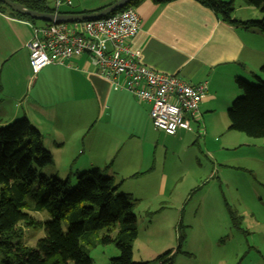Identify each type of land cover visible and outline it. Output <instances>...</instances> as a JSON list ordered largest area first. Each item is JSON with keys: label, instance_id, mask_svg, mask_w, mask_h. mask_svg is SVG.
I'll use <instances>...</instances> for the list:
<instances>
[{"label": "crops", "instance_id": "1", "mask_svg": "<svg viewBox=\"0 0 264 264\" xmlns=\"http://www.w3.org/2000/svg\"><path fill=\"white\" fill-rule=\"evenodd\" d=\"M115 1L65 0L59 10L88 13ZM246 6L242 13L234 10L233 17H260L257 8ZM133 7L140 28L130 38L129 47L140 51L142 63L191 84L206 82L199 103L200 121L217 113L224 117L239 95L237 77L250 81L258 74L264 78L259 72L264 63V32L224 21L201 0H141ZM31 31L30 21L0 10V124L26 117L41 132L54 162L55 153L65 152L66 176L109 165L107 176L115 179L118 190L136 174L148 178L147 190L154 182L157 190L152 198L157 200L165 192L167 177L162 170L155 172L154 156L148 168L139 170L143 148H128L125 165L110 172L120 146L140 141L151 129V103L124 88L122 77L112 82L98 75L86 54L65 64L50 63L33 75L26 46ZM184 132L190 131L179 129L171 136Z\"/></svg>", "mask_w": 264, "mask_h": 264}, {"label": "rangeland", "instance_id": "2", "mask_svg": "<svg viewBox=\"0 0 264 264\" xmlns=\"http://www.w3.org/2000/svg\"><path fill=\"white\" fill-rule=\"evenodd\" d=\"M233 5L239 13L247 9L242 0H233ZM247 82L259 83L255 78ZM240 95L239 91L237 97ZM223 115L199 120L200 124L192 122V130L178 137L152 126L140 141L127 142L115 153L110 172L121 170L126 163L124 154L137 146L143 148L139 170L148 168L155 158V172L162 170L167 177L165 192L157 200L152 198L157 190L154 182L147 190L144 186L148 178L136 174L118 190L131 192L137 199L133 209L137 219L133 261L159 264L154 261L156 257L166 250L175 252L180 242L171 264H264V138L229 129L227 111ZM55 156V164L43 168L42 173L65 178L69 172L65 152ZM101 169L104 176L109 174ZM69 176L74 185L75 175ZM30 190L42 192L36 182ZM30 192L23 209L37 222L22 226L19 238L34 246L44 235L40 222L50 216L46 210H29L33 203ZM101 234L102 230L96 235V245L88 248L91 264H109L119 253L114 244L100 242Z\"/></svg>", "mask_w": 264, "mask_h": 264}, {"label": "trees", "instance_id": "3", "mask_svg": "<svg viewBox=\"0 0 264 264\" xmlns=\"http://www.w3.org/2000/svg\"><path fill=\"white\" fill-rule=\"evenodd\" d=\"M12 1L39 13L54 11L45 0ZM140 1L130 0L117 10ZM201 1L224 21L264 32V0H242L261 14L259 18L244 20L233 17V0ZM0 10L37 23L36 19L14 12L3 3H0ZM259 72L264 75V63ZM254 78L258 84L236 78L241 95L235 97L227 109L228 127L251 137L264 138V78L258 74ZM17 118L0 124V264H91L88 248L96 245L100 230V242L114 244L119 252L109 264H148L135 262L132 258L133 241L137 237V219L133 210L136 199L129 193L118 191L115 179L104 176L98 167L75 173L74 185L69 175L58 178L42 173L43 168L53 164V155L44 146L37 127L24 116ZM35 182L42 189L41 193L30 192ZM29 192L33 196L29 210H46L50 216L40 222L44 235L34 246L24 244L19 238L22 226L37 222L23 209ZM181 238L183 236L179 234L178 240ZM179 245L180 242L176 251H179ZM176 251L166 250L154 261L171 264Z\"/></svg>", "mask_w": 264, "mask_h": 264}, {"label": "built area", "instance_id": "4", "mask_svg": "<svg viewBox=\"0 0 264 264\" xmlns=\"http://www.w3.org/2000/svg\"><path fill=\"white\" fill-rule=\"evenodd\" d=\"M45 1L53 12H60L65 4V0ZM139 28L140 18L133 6L98 18L31 23V37L26 43L31 73L36 75L50 63L65 64L86 54L98 75L112 82L122 77L124 88L151 103L149 117L154 129L168 135L179 129L192 130L191 123H199V103L207 90L206 82L191 84L143 64L140 51L129 47Z\"/></svg>", "mask_w": 264, "mask_h": 264}, {"label": "water", "instance_id": "5", "mask_svg": "<svg viewBox=\"0 0 264 264\" xmlns=\"http://www.w3.org/2000/svg\"><path fill=\"white\" fill-rule=\"evenodd\" d=\"M130 0H116L110 5L93 12H36L25 8L21 3L12 0H0V3L7 5L12 11L29 15L36 20L44 22H72L77 20L92 19L106 16L119 8L124 7Z\"/></svg>", "mask_w": 264, "mask_h": 264}]
</instances>
